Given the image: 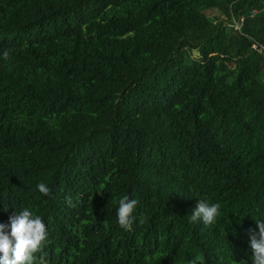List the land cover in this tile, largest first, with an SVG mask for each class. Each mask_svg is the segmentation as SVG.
<instances>
[{
	"label": "trees",
	"instance_id": "obj_1",
	"mask_svg": "<svg viewBox=\"0 0 264 264\" xmlns=\"http://www.w3.org/2000/svg\"><path fill=\"white\" fill-rule=\"evenodd\" d=\"M200 199L221 205L210 227ZM25 207L47 264H251L264 0H0V222Z\"/></svg>",
	"mask_w": 264,
	"mask_h": 264
},
{
	"label": "clouds",
	"instance_id": "obj_2",
	"mask_svg": "<svg viewBox=\"0 0 264 264\" xmlns=\"http://www.w3.org/2000/svg\"><path fill=\"white\" fill-rule=\"evenodd\" d=\"M3 58L5 60L9 58V50H4ZM36 189L43 196H49L51 193V189L44 182L37 183ZM65 201L68 206H75L71 197H66ZM117 203L118 225L124 230H131L135 220L133 213L136 211L138 201L124 195ZM220 209L219 203L200 199L188 217L191 222L200 221L205 227H210L217 223V218L221 215ZM139 222L143 223V219L141 218ZM254 223L256 230L252 228L247 230L249 248L252 252L250 260L251 264H264V219H256ZM47 242L48 232L42 217L27 207L16 211L9 216L7 222H0V264H47L43 256H37ZM188 264H204L203 255L190 260ZM240 264H246V261L241 260Z\"/></svg>",
	"mask_w": 264,
	"mask_h": 264
},
{
	"label": "rangeland",
	"instance_id": "obj_3",
	"mask_svg": "<svg viewBox=\"0 0 264 264\" xmlns=\"http://www.w3.org/2000/svg\"><path fill=\"white\" fill-rule=\"evenodd\" d=\"M215 12H206V15L210 16V15H215Z\"/></svg>",
	"mask_w": 264,
	"mask_h": 264
}]
</instances>
